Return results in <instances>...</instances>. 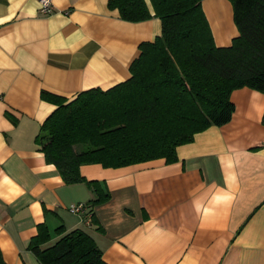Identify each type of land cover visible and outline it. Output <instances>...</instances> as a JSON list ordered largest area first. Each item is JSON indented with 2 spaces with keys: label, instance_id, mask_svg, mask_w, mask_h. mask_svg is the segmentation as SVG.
I'll list each match as a JSON object with an SVG mask.
<instances>
[{
  "label": "crops",
  "instance_id": "obj_1",
  "mask_svg": "<svg viewBox=\"0 0 264 264\" xmlns=\"http://www.w3.org/2000/svg\"><path fill=\"white\" fill-rule=\"evenodd\" d=\"M107 3L53 0L43 14L38 0H0L4 264H39L27 246L41 224L50 235L41 248L81 229L107 264H264V92L233 90L229 122L178 145L173 163L81 165L80 174L109 193L95 206L84 183L65 184L45 162L34 139L56 106L41 93L69 101L83 90L123 82L139 44L160 35L159 18L129 22ZM201 8L215 45H230L238 35L231 3L201 0ZM80 203L83 212L69 211Z\"/></svg>",
  "mask_w": 264,
  "mask_h": 264
},
{
  "label": "trees",
  "instance_id": "obj_2",
  "mask_svg": "<svg viewBox=\"0 0 264 264\" xmlns=\"http://www.w3.org/2000/svg\"><path fill=\"white\" fill-rule=\"evenodd\" d=\"M148 1L153 14L146 0L107 3L123 20L157 17L161 22L160 35L139 44L128 79L106 90H83L69 101L41 93L56 108L41 124L35 143L65 184L84 183L93 192L92 206L107 201L109 193L98 181L83 177L81 165L115 168L158 158L173 163L178 145L229 122L233 90L264 92V0H228L238 35L222 47L214 43L201 0ZM55 232L63 233L62 226ZM49 236L41 224L29 240L27 247L39 264H107L81 229L41 248Z\"/></svg>",
  "mask_w": 264,
  "mask_h": 264
},
{
  "label": "built area",
  "instance_id": "obj_3",
  "mask_svg": "<svg viewBox=\"0 0 264 264\" xmlns=\"http://www.w3.org/2000/svg\"><path fill=\"white\" fill-rule=\"evenodd\" d=\"M40 4V10L43 14H49L52 11L53 0H38ZM84 204H74L69 207L71 213H81L84 211Z\"/></svg>",
  "mask_w": 264,
  "mask_h": 264
}]
</instances>
